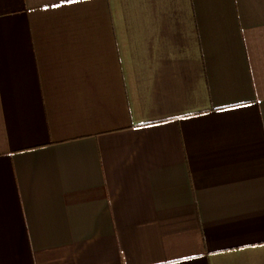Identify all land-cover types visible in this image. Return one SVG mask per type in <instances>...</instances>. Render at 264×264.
Masks as SVG:
<instances>
[{
    "label": "crops",
    "instance_id": "0c3cea01",
    "mask_svg": "<svg viewBox=\"0 0 264 264\" xmlns=\"http://www.w3.org/2000/svg\"><path fill=\"white\" fill-rule=\"evenodd\" d=\"M0 264H264V0H0Z\"/></svg>",
    "mask_w": 264,
    "mask_h": 264
}]
</instances>
